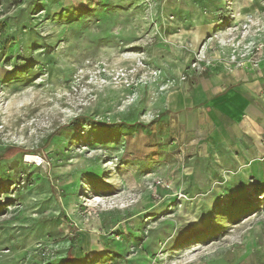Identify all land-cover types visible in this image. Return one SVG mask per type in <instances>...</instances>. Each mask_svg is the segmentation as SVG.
Here are the masks:
<instances>
[{
  "label": "rangeland",
  "instance_id": "374dc122",
  "mask_svg": "<svg viewBox=\"0 0 264 264\" xmlns=\"http://www.w3.org/2000/svg\"><path fill=\"white\" fill-rule=\"evenodd\" d=\"M260 68L264 0H0V264H264Z\"/></svg>",
  "mask_w": 264,
  "mask_h": 264
},
{
  "label": "crops",
  "instance_id": "0c3cea01",
  "mask_svg": "<svg viewBox=\"0 0 264 264\" xmlns=\"http://www.w3.org/2000/svg\"><path fill=\"white\" fill-rule=\"evenodd\" d=\"M189 25L193 28L189 30V34L191 35V33H193L195 37H200L201 33L196 29L198 27L197 22ZM196 34H199V36ZM263 71L264 68H260L259 71L256 69V74L252 72V80L248 81H244L242 74H236L235 71L231 73V75L226 78V81H232L234 85L232 89L229 87L230 89L224 90V93H222V96L216 103L219 111L216 110L217 113L215 114L222 124L223 131L225 125H229L230 122L238 121V124L233 126V128L235 127V131L238 132L237 135L244 134V143L250 142L249 144L252 145H249L251 146V152L256 155L264 154V143H262L264 140V88H262L264 79L261 78V75L264 74ZM184 101L189 103L191 98H186V96L184 100L180 97L176 98L174 104L180 105ZM245 108L249 114L246 118H242V113L246 112ZM230 127L231 126H227L228 130Z\"/></svg>",
  "mask_w": 264,
  "mask_h": 264
},
{
  "label": "bare ground",
  "instance_id": "6f19581e",
  "mask_svg": "<svg viewBox=\"0 0 264 264\" xmlns=\"http://www.w3.org/2000/svg\"><path fill=\"white\" fill-rule=\"evenodd\" d=\"M28 158V160H30V159H32L33 157H30V155L27 157ZM34 159H35V156H34ZM33 159V160H34ZM39 160V159H38Z\"/></svg>",
  "mask_w": 264,
  "mask_h": 264
}]
</instances>
